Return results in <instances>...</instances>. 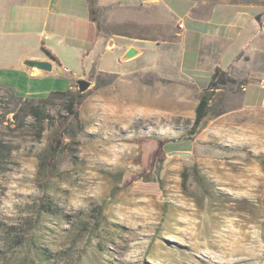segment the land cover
Segmentation results:
<instances>
[{"label": "rangeland", "instance_id": "1", "mask_svg": "<svg viewBox=\"0 0 264 264\" xmlns=\"http://www.w3.org/2000/svg\"><path fill=\"white\" fill-rule=\"evenodd\" d=\"M133 3L97 6L99 38L121 51L136 43L141 54L126 50L120 63L107 52L111 72L81 73L66 54L46 80L61 86L78 73L71 88L85 96L76 115L54 96L41 103L42 126L22 112L15 120L21 103L0 86V138L12 148L0 172V264H264V106L243 98L264 76V0ZM166 3L194 16L232 5L258 30L222 80L212 72L202 84L180 69L182 20ZM133 36L156 38L169 60ZM203 90L210 108L190 133ZM160 142L179 148L163 144L162 163Z\"/></svg>", "mask_w": 264, "mask_h": 264}, {"label": "crops", "instance_id": "2", "mask_svg": "<svg viewBox=\"0 0 264 264\" xmlns=\"http://www.w3.org/2000/svg\"><path fill=\"white\" fill-rule=\"evenodd\" d=\"M106 1L110 0H0V84L12 86L22 96H43L52 90L70 87L71 80L80 77L78 73L87 72L93 66L111 72L107 52L119 54L120 63L130 47L141 54L144 50L136 43L121 51V44L115 40L107 44L109 48L100 40L101 22L96 8ZM130 1L141 6L142 0ZM145 7L156 9V4L148 3ZM166 9L183 24L177 31L178 45L182 48L180 69L202 80V84L208 81L215 67L226 71L239 61L258 30L254 19L243 17V12L232 5H216L206 16H194L191 8L178 9L167 3ZM133 39L145 41L150 49L169 60L167 51L154 47L156 38L133 36ZM66 54L74 59L77 75L65 79L61 86L56 82L48 86L46 80L55 78L54 66L64 65ZM25 59L49 60L52 69L44 71L26 66ZM260 80L246 85L243 97L246 105L264 106V76Z\"/></svg>", "mask_w": 264, "mask_h": 264}, {"label": "trees", "instance_id": "3", "mask_svg": "<svg viewBox=\"0 0 264 264\" xmlns=\"http://www.w3.org/2000/svg\"><path fill=\"white\" fill-rule=\"evenodd\" d=\"M48 53L52 58H55L54 55L50 53V51H48ZM225 75L226 73L223 70H221L219 67H215L212 73V77L219 78V80H222ZM0 86L6 88L9 91L10 96L16 102L21 103L20 107L14 111L13 115H14L15 120L21 119L19 114L20 112H22L26 116H30L34 120H36L40 126H42L44 119L47 118L48 116L47 114L44 113V110L41 108V103L49 102L54 96H61V98L64 100L62 112H65L66 115L74 116L76 115L77 109L85 96L84 92L73 91L70 86L62 90H59V89L52 90L48 93L46 97H42V98L25 97L23 98L22 96L18 95L17 91L12 86L4 85V84H0ZM214 87H218V83L212 81L211 86L208 87L211 89L210 92H213ZM210 92L203 90V92L199 96L198 102L194 109V118H193V122L190 128V133L194 132L197 129V127L200 125L203 118L209 111L210 100L212 99V93ZM64 116L65 115H62V118H64ZM65 119L66 118L63 119L64 121L62 123V128H66ZM61 139H62V136L60 135V137L56 139L55 144L51 147L49 156H50V160L52 161L55 159ZM163 144L166 145L167 150L169 151L179 149V148H176V145H174L173 143H161L160 142L159 146L154 152V156L155 158L158 157L159 163H162V161L164 160L165 153L167 151L166 149L162 148ZM11 150H12L11 146L8 143H6V141L0 138V172L6 169V164L10 157Z\"/></svg>", "mask_w": 264, "mask_h": 264}, {"label": "water", "instance_id": "4", "mask_svg": "<svg viewBox=\"0 0 264 264\" xmlns=\"http://www.w3.org/2000/svg\"><path fill=\"white\" fill-rule=\"evenodd\" d=\"M136 50L134 47H130L129 49H127L125 56L126 57H131L133 55H135ZM24 64L26 66L29 67H36L38 69L44 70V71H51L52 69V62L49 60H39V59H25ZM79 85L81 87H86L87 86V82L85 81H79ZM264 85V83H263ZM176 153L178 154H188V152H183V151H177Z\"/></svg>", "mask_w": 264, "mask_h": 264}, {"label": "built area", "instance_id": "5", "mask_svg": "<svg viewBox=\"0 0 264 264\" xmlns=\"http://www.w3.org/2000/svg\"><path fill=\"white\" fill-rule=\"evenodd\" d=\"M179 26H180V27L183 26L182 22H179ZM62 70H63V71H68V68L63 66V67H62Z\"/></svg>", "mask_w": 264, "mask_h": 264}]
</instances>
